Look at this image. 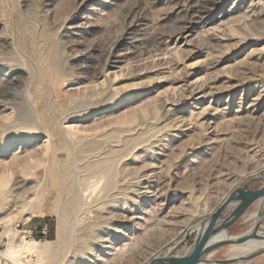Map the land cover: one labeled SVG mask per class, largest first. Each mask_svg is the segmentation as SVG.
Here are the masks:
<instances>
[{"label": "rangeland", "instance_id": "rangeland-1", "mask_svg": "<svg viewBox=\"0 0 264 264\" xmlns=\"http://www.w3.org/2000/svg\"><path fill=\"white\" fill-rule=\"evenodd\" d=\"M259 175L264 0H0V264H146Z\"/></svg>", "mask_w": 264, "mask_h": 264}, {"label": "water", "instance_id": "water-1", "mask_svg": "<svg viewBox=\"0 0 264 264\" xmlns=\"http://www.w3.org/2000/svg\"><path fill=\"white\" fill-rule=\"evenodd\" d=\"M254 183L261 187L252 189ZM258 205L259 213L253 227L242 235H232L229 228L241 219L252 207ZM264 177L253 176L246 184H240L231 191L227 199L206 219L191 226L185 239L170 248L166 254H159L146 264H242L254 261L264 255ZM196 233L193 244L185 251L177 253L180 247ZM257 246L242 257L227 260H212V256L224 247Z\"/></svg>", "mask_w": 264, "mask_h": 264}, {"label": "crops", "instance_id": "crops-1", "mask_svg": "<svg viewBox=\"0 0 264 264\" xmlns=\"http://www.w3.org/2000/svg\"><path fill=\"white\" fill-rule=\"evenodd\" d=\"M240 220H241V219H239L236 223H234V224L229 228V230L231 231V233L233 232L235 226H237V225H241V223H239ZM252 227H253V225L250 226L249 228H247L246 230H244L241 234H236V235H242V234L248 232ZM252 264H264V255H261L260 257L256 258V259L253 261Z\"/></svg>", "mask_w": 264, "mask_h": 264}, {"label": "bare ground", "instance_id": "bare-ground-1", "mask_svg": "<svg viewBox=\"0 0 264 264\" xmlns=\"http://www.w3.org/2000/svg\"><path fill=\"white\" fill-rule=\"evenodd\" d=\"M227 197H228V196H227ZM226 199H227V198H225V199L222 201V203H223ZM222 203H221V204H222ZM221 204H220V205H221ZM256 247H257V246H256Z\"/></svg>", "mask_w": 264, "mask_h": 264}]
</instances>
